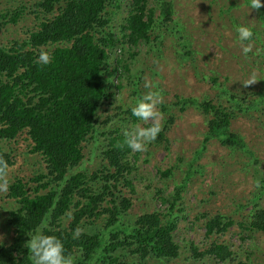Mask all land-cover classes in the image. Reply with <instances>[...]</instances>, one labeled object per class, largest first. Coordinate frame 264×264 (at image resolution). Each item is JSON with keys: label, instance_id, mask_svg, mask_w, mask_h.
<instances>
[{"label": "trees", "instance_id": "trees-1", "mask_svg": "<svg viewBox=\"0 0 264 264\" xmlns=\"http://www.w3.org/2000/svg\"><path fill=\"white\" fill-rule=\"evenodd\" d=\"M124 1L120 21L115 20L119 0H25L11 14L0 12V28L15 23L24 11L33 22L23 37L0 43V159L7 167L12 164L3 142L16 144L21 138L25 151L44 163L41 173L27 180L14 177L9 183L6 197L16 207L6 213L11 238L7 244L0 241V264H30L27 233L45 217L46 234L63 240L75 264H145L180 255L175 230L178 215L185 211L182 193L204 146L192 152L184 169L178 157L180 163L157 170L158 177L183 170V181L170 194L159 196L163 208L132 216L138 152L124 144L128 129L123 130L121 122L138 119L131 115L132 105L114 107V113L100 117L102 105L121 89V82L114 84L113 78L129 72L139 46L159 52L161 39L154 33L172 19L169 0ZM41 48L51 51L47 65L36 60ZM209 79L216 89L212 98L177 97L175 104L181 110L194 106L204 115L205 143L212 139L230 150L242 148L243 137L231 129V122L237 113L264 111V92L232 90L215 76ZM172 122V114L163 119L153 144L167 143ZM96 131L105 139L104 162L88 174L82 168L83 143ZM246 220L237 223L241 230L264 232L263 208L254 205ZM232 223L229 216L216 212L203 223L205 238L224 234ZM212 238L201 251L190 242L191 254L233 260L230 247Z\"/></svg>", "mask_w": 264, "mask_h": 264}, {"label": "rangeland", "instance_id": "rangeland-1", "mask_svg": "<svg viewBox=\"0 0 264 264\" xmlns=\"http://www.w3.org/2000/svg\"><path fill=\"white\" fill-rule=\"evenodd\" d=\"M20 1L25 0H0V12L11 14ZM169 1L173 8L171 22L159 26L154 33L161 39V50H150L147 45L136 48L138 56L129 65V72L119 80L113 78L114 84L121 82V89L115 90L113 101L102 105L100 111V117L104 119L107 114L115 112L114 107L126 109L128 105L133 106L146 91L145 81H149L155 82L162 93V102L158 105L161 122L169 114L173 115V122L166 132L167 143H150L146 152H138L137 168L133 172L134 177H138L133 180L136 191L130 195L132 207L129 214L132 216L141 211L163 208L165 205L159 196L170 194L176 183L183 181L180 178L183 170L175 172L172 177H158L157 170L170 163H180L178 157L184 169L192 152L204 146L182 193L185 211L178 215L175 230V240L181 246L180 255L170 261L149 259L145 264H264V232L244 231L237 225L241 221L247 223L254 205L264 209V111L249 110L236 114L231 129L243 137L244 146L230 150L215 140L205 143V117L199 109L187 105L181 110L175 104L177 97L200 99L207 95L212 98L216 89L212 88L209 76H215L228 89H262L264 92V19L260 18L264 7L249 10L247 0ZM119 3L120 8L115 9L117 21L125 11V1L119 0ZM23 13L15 23L8 22L0 28V43L24 36V31L33 22L31 15L26 11ZM235 24L253 29L252 52L247 58L235 42ZM253 74L256 81L242 85ZM137 123L143 126L138 120H125L121 122V128L130 129ZM112 128L113 125L107 126L109 130ZM93 135L83 143L82 168L88 174L104 162L105 139L97 131ZM24 142L21 138L16 144L3 142V149L13 156L12 164L7 167L9 183L14 177L27 180L43 170L41 158L27 153ZM146 178L151 181L147 182ZM124 190L129 193L127 188ZM15 207L14 200L6 197V191H0V241L5 244L11 238L6 213ZM216 212L233 220L224 234L211 237L230 247L234 257L231 261H218L210 256L194 257L189 250L190 242L201 251L211 240L204 236L203 223Z\"/></svg>", "mask_w": 264, "mask_h": 264}, {"label": "clouds", "instance_id": "clouds-1", "mask_svg": "<svg viewBox=\"0 0 264 264\" xmlns=\"http://www.w3.org/2000/svg\"><path fill=\"white\" fill-rule=\"evenodd\" d=\"M246 6L249 10H258L264 7V0H247ZM233 30L236 34L235 42L247 58L252 52L253 29L248 25L235 24ZM50 59L51 51L41 48L36 60L42 65H47ZM255 81L253 74L242 85L246 86ZM144 88L146 91L136 99L130 111L131 115L145 126L137 123L124 133V144L133 152H146L148 145L156 140L161 131L162 113L158 110V105L162 102L161 90L155 82L149 81H145ZM6 177L7 164L0 159V191H6L9 186ZM46 228L47 217L41 220L33 232L27 233L29 239L25 242V247L28 250L30 264H75V259L66 251L63 240L55 234H46Z\"/></svg>", "mask_w": 264, "mask_h": 264}]
</instances>
